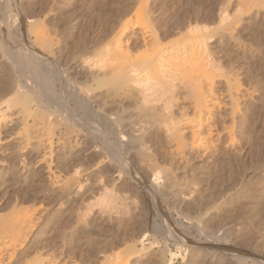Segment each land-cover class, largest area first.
I'll return each mask as SVG.
<instances>
[{
	"label": "rangeland",
	"instance_id": "obj_1",
	"mask_svg": "<svg viewBox=\"0 0 264 264\" xmlns=\"http://www.w3.org/2000/svg\"><path fill=\"white\" fill-rule=\"evenodd\" d=\"M142 3L153 32L162 41H168L189 23L212 25L227 6L230 11L240 7L236 6L238 0H0V102H13L10 82L14 76H22L24 83L31 85L36 103L40 100L49 104L57 122L68 119L86 135L87 143L96 147V152L86 153L75 166L85 170L99 166L85 174L91 178L80 197L69 199L58 193L42 197L44 205L49 206L43 218H39L42 209L35 216L38 223L31 256L44 264H104L118 255L127 258L128 264H264V10L236 11L241 19L232 36L212 43L218 58L241 81L255 86L256 92L243 100L242 114L236 119V141H228L227 132L216 133L211 137L215 145L211 155H203L201 149L187 151L181 158L156 130L147 137L159 172L170 169L179 182L194 186V194L184 199L160 188L161 181L153 182L152 172L140 165L117 135L110 111L90 99L82 71H70L76 56L98 59L107 53L124 24L129 30L122 41L129 42L131 57L143 55L147 49L139 33L142 28H133ZM38 33L47 34L55 42L53 49L45 50L44 57L36 41ZM133 34L138 37L132 38ZM43 71L50 92L42 89L39 79ZM34 73L36 77L30 79ZM216 85L219 92L225 82L217 80ZM178 93L184 95L185 91ZM223 97L226 106L219 111L222 116L216 113L215 120L219 129L223 123L232 125L230 99L225 92ZM183 98L175 112L189 105ZM57 122L53 120L46 128L55 143L64 129ZM16 143L12 139L1 146L14 148ZM46 151L48 160L57 167L61 163L58 152ZM98 154H107L115 161L114 166L102 163ZM0 157L5 165L13 161L9 154ZM38 162L39 156L34 154V165ZM62 169L63 173L73 171L67 166ZM38 183L48 185L43 175L37 176ZM104 196L111 197L109 204L101 202ZM60 198L65 200L63 207L54 211ZM95 203L97 208L88 212L87 205ZM216 243L224 246V251H213L211 246Z\"/></svg>",
	"mask_w": 264,
	"mask_h": 264
},
{
	"label": "bare ground",
	"instance_id": "obj_2",
	"mask_svg": "<svg viewBox=\"0 0 264 264\" xmlns=\"http://www.w3.org/2000/svg\"><path fill=\"white\" fill-rule=\"evenodd\" d=\"M236 6H243L242 11L237 7L236 11L240 13L245 12V9L246 12L253 8L264 10V0H238ZM227 7L221 10L212 25L189 23L184 28L178 29L174 37L162 41L157 33L153 32L146 5L142 3L136 11L137 20L133 28H142L139 33L143 36L147 49L143 55L131 57L129 42L124 44L122 41V37L129 30L128 24H124L120 27L117 38L108 45L107 53L102 57L93 59L76 56L69 65L71 72L82 71L90 88V99L99 102L103 110L110 111L117 135L127 144L124 146L128 147L127 149L133 153L140 165L152 172L153 182L161 181L160 188L162 187L170 195L179 196L178 198L185 199L192 196L195 192L194 186L184 185V181L179 182L174 171L170 169L163 174L159 172V165L150 151V140L147 139L151 136L150 132L156 130L163 135L171 144L170 150L178 157L184 158L186 153L201 149H204L203 155L209 153L211 155L212 150L214 151L212 147L215 146L211 139L214 134L220 135L224 131L229 136L228 141L232 143L236 141L235 124L237 117L242 114V102L252 98L256 92L255 86H248L241 81L232 72V68L227 67L214 52L216 47H213L212 43L221 41L229 35L232 36L237 21L241 19L242 13L230 11ZM136 37L138 35H132V38ZM36 41L42 46V57L45 56L46 49L54 48L55 42L47 34L38 33ZM28 67L31 69L30 66ZM44 73L43 71L41 77L37 78L40 77L42 89L48 92L50 87ZM33 75L35 73L29 78L31 79ZM21 77L14 76L10 82V90L15 96L12 104L9 99L0 102V155L9 154L13 160L12 163L5 165V161L0 157V264H44L35 261L31 256L35 226L38 223L35 216L38 210L42 209L39 218H43L45 211H48L46 206H49L46 202L47 205H44L42 197L47 193H58L61 194L60 197L63 195L69 199L80 197L88 188V179L91 178L90 175L85 177V174L98 170L99 166H92L88 170L75 166L76 161L86 153L96 152V147L87 143L88 140L84 137L86 135L74 128L67 121L68 119L61 120V118L58 121L60 127L66 131L64 132L63 129L62 136L56 138L58 141L56 143L53 141V136L46 132V128L53 120L57 122L54 113L52 115L53 110H50L49 104L40 103V100L39 104L36 103V98L32 96L31 85L28 84L29 82L24 83ZM217 80L225 82L224 89H220L219 92L216 90ZM180 90H184L185 94H179ZM224 92L230 99L231 108L228 115L231 117L232 125L223 123V128L219 125V129L215 120L218 114L221 115L219 111L226 106L223 99ZM182 96L189 100V105L185 107L182 105L180 109L178 108V112H175L174 108L176 105L179 106L178 102ZM34 125L37 126L35 129ZM121 138L120 143H122ZM12 139L16 140V147L1 146L2 143ZM48 148L51 153L56 150L59 154L61 163L57 167L48 160L50 158L46 151ZM34 154L39 156V162L35 165ZM99 156L102 163L114 166L115 161L107 154ZM64 166L73 171L63 173ZM40 175L45 176L48 185L40 183L36 185L37 176ZM110 196H104L101 202L109 204ZM39 200L38 206L36 202L38 203ZM63 200L62 198L58 200L56 203L58 206L56 205L54 211H59L63 207L65 201ZM95 208H97L96 203L86 207L90 213ZM78 209L81 211L82 207ZM76 212L79 211L76 209ZM211 247L213 251L225 249L217 243ZM104 264H128V259L118 255L114 261Z\"/></svg>",
	"mask_w": 264,
	"mask_h": 264
}]
</instances>
